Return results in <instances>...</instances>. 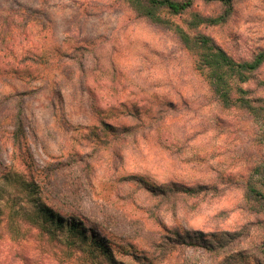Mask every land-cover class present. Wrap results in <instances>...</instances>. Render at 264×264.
<instances>
[{"label":"rangeland","instance_id":"1","mask_svg":"<svg viewBox=\"0 0 264 264\" xmlns=\"http://www.w3.org/2000/svg\"><path fill=\"white\" fill-rule=\"evenodd\" d=\"M225 9L193 0L161 14L187 28L193 14ZM190 33L251 60L264 50V0H234L226 19ZM242 86L261 106L264 62ZM72 160L75 206L45 177ZM8 170L37 179L51 209L81 213L106 252L79 235L67 242L55 225L54 234L37 228L32 201L21 213L0 201V264H264V197L249 192L264 195V110L223 106L173 31L126 0H0V176ZM186 232L216 253L162 252Z\"/></svg>","mask_w":264,"mask_h":264},{"label":"trees","instance_id":"2","mask_svg":"<svg viewBox=\"0 0 264 264\" xmlns=\"http://www.w3.org/2000/svg\"><path fill=\"white\" fill-rule=\"evenodd\" d=\"M130 7L139 16L148 19L150 22L169 28L177 36L181 44L190 51L195 58V69L204 75L207 79L211 91L217 96L223 106H238L247 109L254 116L260 114V110H264V99H260L262 105H254L253 100L247 97L248 90L242 85L251 79L252 73L261 66L264 62V50L259 51L251 60L238 61L231 57L221 46L206 34L190 33V30L197 28L203 23L217 24L222 22L230 14L234 0H210L222 3L226 9L223 15L218 17H202L199 14H193L192 19L187 24V28H183L178 24H174L169 18L161 14V11L169 15H178L187 11L193 4V0H126ZM23 134V124L20 116L16 118V130L13 139L17 142ZM75 161L69 163H57L50 165L46 169L45 177L48 183L54 190V196L61 201L69 204H76L80 201L78 183L76 182ZM64 171L63 179L59 181L56 177L58 172ZM2 188H0V201H3L7 208H15L16 205H21L20 211L24 203L32 201L35 210L27 214V219L30 220L37 228L46 230L50 234L53 231L47 229L48 224L56 228L65 230L69 237L80 236L82 240L89 241L95 245V249L106 252V245L101 240L95 237V231L92 229L86 230L83 225L84 216L74 210L69 211L67 217L60 214L58 211L51 209L43 198V187L37 182V179L29 180L24 178L20 173L13 170H8L0 176ZM10 188V189H9ZM52 188V189H53ZM186 189V190H185ZM186 193H192L193 188H185ZM7 190H10L7 192ZM51 190H46V193ZM250 194H253L257 199L264 197L263 193L253 187L249 188ZM44 195V196H45ZM54 197V198H55ZM78 208V207H77ZM1 212V208H0ZM50 228V227H49ZM183 238L176 239L173 243H164L161 245L162 252L169 253L176 246L182 248L183 245L191 247H200L204 251L216 253L219 245H214L212 241L204 238L199 233L196 236L187 234ZM180 235V233H179ZM226 235H229L227 233ZM229 237H233L229 235ZM157 246H160L159 244ZM224 251V250H221ZM190 264V263H189Z\"/></svg>","mask_w":264,"mask_h":264}]
</instances>
